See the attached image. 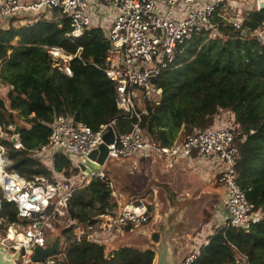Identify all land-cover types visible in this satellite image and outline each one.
I'll use <instances>...</instances> for the list:
<instances>
[{"label": "built area", "instance_id": "built-area-1", "mask_svg": "<svg viewBox=\"0 0 264 264\" xmlns=\"http://www.w3.org/2000/svg\"><path fill=\"white\" fill-rule=\"evenodd\" d=\"M259 1L0 0V24L3 21L10 23L13 19L19 23L28 22L26 25L41 19L50 22L67 19L72 27V32L67 35L69 39H80L92 29L104 31L109 47L102 70L115 86L118 110L132 126L128 133L118 134L117 120H114L94 131L71 117L56 115L50 124L48 143L33 152V157L40 158L51 173L49 176H35L33 180L11 169L8 150L0 145V252L4 250V255L19 253L20 264H36L33 262L35 249L50 246L49 236L61 225L71 234L67 240L61 239L57 255L41 264H63L65 250L84 241L103 246L106 254L112 255L117 250V240L128 228L144 227L151 217L144 200L126 206L120 202L115 182L105 172L107 163L115 160L122 164L145 155H154L169 165L182 159L215 160V177L226 193V214L217 230L228 227L249 230L258 224L263 213L248 200L245 190L237 182L239 145L233 114L226 112L228 116L224 119L222 115L218 116L211 128L187 134L183 141L173 146L153 142L143 127V118L148 115L150 105L161 106L163 103L164 90L158 81L173 69L179 48L204 32H209L210 36L217 33L220 24L241 29L246 14L260 11ZM216 19L219 22H215ZM254 34L264 44L262 31L256 30ZM45 53L68 76H73L71 62L78 55L54 47H46ZM110 129L115 138L107 146L108 161L102 172L85 174L76 159L89 158L98 151ZM13 145L18 150L23 148L20 138ZM58 155L69 158L79 174L67 180L58 173L54 168ZM95 179L109 184L110 208L92 221L73 220L69 214L73 198ZM5 203L15 208L16 222L2 217ZM201 244L185 246L189 249L179 264H193L201 249L210 244V239ZM235 264L251 263L246 256L239 254Z\"/></svg>", "mask_w": 264, "mask_h": 264}, {"label": "trees", "instance_id": "trees-1", "mask_svg": "<svg viewBox=\"0 0 264 264\" xmlns=\"http://www.w3.org/2000/svg\"><path fill=\"white\" fill-rule=\"evenodd\" d=\"M14 22L17 19L7 29L0 27V85L9 89L6 99L0 97V127L8 129L16 118L28 126L19 130L22 149L0 141L8 150L12 170L28 180L50 175L41 159L33 157V152L48 143L50 124L56 115L71 117L94 131L114 120L118 134L131 130V121L117 108L115 86L102 70L109 47L104 31L92 29L80 39H69L72 27L67 19L60 22L41 19L22 27H15ZM256 30H261L264 36V10L246 14L239 30L220 24L215 39L204 32L179 48L173 69L158 84L166 93L176 70L183 66L192 68L196 78L205 84L200 105L190 113L176 114L167 128L163 125L165 103L150 105L148 115L143 118V127L153 142L173 146L187 134L211 128L223 111L234 116L239 145L237 182L263 218L249 230L219 228L193 264H235L239 254L251 264L264 261V44L254 34ZM46 47L78 55L71 62L72 77L56 66L57 62L45 53ZM198 54L207 61L205 69L191 65ZM54 168L67 180L79 174L65 155L55 157ZM110 199L109 184L95 179L73 198L69 214L75 221H92L106 213ZM153 213L152 207L150 216ZM2 217L16 222L15 208L5 203ZM69 234V230H63L56 238L67 240ZM153 240L158 242L159 235L155 234ZM155 256L152 250L135 247H122L108 256L103 246L84 241L67 248L62 262L154 264Z\"/></svg>", "mask_w": 264, "mask_h": 264}, {"label": "rangeland", "instance_id": "rangeland-1", "mask_svg": "<svg viewBox=\"0 0 264 264\" xmlns=\"http://www.w3.org/2000/svg\"><path fill=\"white\" fill-rule=\"evenodd\" d=\"M23 23L17 21L14 22V26L22 27L28 22ZM10 25L11 22L3 21L1 22L0 27L7 29ZM217 33L212 34L209 37L215 39L218 37ZM206 64V59L200 54L194 57L191 61L192 67L197 69H205L207 66ZM204 87L205 84L196 78L192 68H185L183 66L182 68H179V70H176L168 91L163 94V103H165L164 110L166 112L163 119L164 128H167L169 124L173 123H171V121L174 120L176 114L190 113L194 108L200 105L201 93ZM8 91L9 89L7 86L3 87L0 85V97L2 99H6ZM221 115L223 119L225 116H228L224 111ZM6 116L9 117V113H6ZM228 120H231V118L229 117ZM27 126L28 125L22 119L16 118L14 124L8 129L0 127V141H7L8 143L15 142L16 129L25 128ZM183 139L181 141H183ZM204 162L207 171L215 177V160L205 158ZM122 164L123 165L115 160H109L105 170L109 178L116 181L114 182L116 188L119 190L118 192L124 195L123 198L120 197L119 199L125 204L127 202L135 201L138 198L137 196H141L143 199L147 200V202L154 204L156 201L159 205L157 212L155 206L156 209H154L153 218H151L149 224L135 229L136 231L134 233H131L126 237V233H124L125 235L123 234L117 240L115 249L130 246L141 250H148L149 248H152L151 246L153 244H160L163 238L161 226L168 224L165 214L168 212L169 194L167 196V193L169 192L165 187H163V189H157L155 187L146 189L143 187L151 181L159 182L158 184L174 182L176 189L180 192L187 187L188 191L186 192L191 195L188 196L192 197L190 200L196 203L193 205V208L190 207L186 212L185 219L188 222V227H190L183 231L182 236L178 239L183 247L178 264L189 249L184 246L185 243H192L197 240V238L198 240L204 239L205 237L207 238L211 233L217 231L216 229L220 222L217 215L214 214V211L217 210L214 204L219 203L222 200L225 190L217 183L215 184V181H213V183L204 177H198L193 174V171L190 170L187 164L181 165L179 169L175 171L174 169L167 167L168 165H166L165 161L154 155L134 157ZM62 232L63 228L60 225L57 230L52 232L49 236L50 241L53 240V243L57 239L56 237L58 233ZM155 234L159 235L158 242L153 240ZM124 237L125 239H123ZM157 259L156 256L155 263L157 262ZM55 260L58 261L59 259L55 258Z\"/></svg>", "mask_w": 264, "mask_h": 264}, {"label": "water", "instance_id": "water-1", "mask_svg": "<svg viewBox=\"0 0 264 264\" xmlns=\"http://www.w3.org/2000/svg\"><path fill=\"white\" fill-rule=\"evenodd\" d=\"M259 10H264V0L259 1ZM19 130L16 129L15 142L19 139ZM115 134L112 129L105 135L104 142L100 145L98 151H95L89 158L76 159V163L85 174H99L103 166L108 161V145L114 142ZM159 187H166L169 194L168 212L165 214L168 224L161 226L163 238L159 245L153 244L152 251L157 256V262L154 264H178L182 253V243L178 239L183 231L188 228L186 221L187 210L194 205L193 201L185 197L174 195L169 186L160 184ZM61 246V239L58 237L50 246L46 248L37 247L34 251L33 262L36 264L44 263L46 259L57 255ZM4 255V250H1ZM20 261L19 253L4 255L0 264H18Z\"/></svg>", "mask_w": 264, "mask_h": 264}, {"label": "crops", "instance_id": "crops-1", "mask_svg": "<svg viewBox=\"0 0 264 264\" xmlns=\"http://www.w3.org/2000/svg\"><path fill=\"white\" fill-rule=\"evenodd\" d=\"M124 163V162H123ZM185 164H187V166L190 168V170H192L193 172V174H195V175H197L198 177H204L205 179H207V180H210V181H215V184L217 183V180H216V177H214V176H212L208 171H207V167H206V164H205V162L204 161H202V162H197V161H194V160H191V161H189V160H178V161H175L172 165H169V163L168 162H166V165H168L167 167H169V168H171V169H174L175 171H177V169H179V167L181 166V165H185ZM121 165H123V164H121ZM112 180V179H111ZM112 181H115V180H112ZM116 182V181H115ZM159 182H149L148 184H146L145 186H143V187H145L146 189L148 188H151V187H155V188H157V189H160V188H162V187H159V185L160 184H158ZM214 183V182H213ZM218 184V183H217ZM163 185H167V186H169V190L174 194V195H177L178 197H185V198H187V199H191L192 197H190L191 195L189 194V193H187L186 191H188V188L187 187H185L181 192L180 191H178L177 189H176V186H175V183L173 182V183H171V182H166V183H163ZM219 185V184H218ZM220 186V185H219ZM221 187V186H220ZM166 188V187H165ZM163 189V188H162ZM167 189V188H166ZM119 190L117 189V192H118ZM118 195L120 196V197H124V195L123 194H121V193H119L118 192ZM188 195H190V196H188ZM136 197V196H135ZM138 197V198H137ZM136 198H137V200H135V201H132V202H127V203H123L121 200H120V202L123 204V205H130L131 203H134V202H136V201H138V200H144V202H146V205H147V207H148V211L150 210V208H152V207H154V209H156V212L158 211V203L155 201L154 202V204H151V203H149V202H147V200H145V199H143V197H141V196H137ZM146 198V197H145ZM196 202V201H195ZM225 202H226V193L225 194H223V197H222V200L219 202V203H216V204H214L215 205V208L217 209L216 211H214V214H216L217 215V217L219 218V222L222 224L223 223V220H224V217L223 216H225V214H226V212H225ZM156 203V204H155ZM193 203H194V201H193ZM196 203H194V205H195ZM155 206H156V208H155ZM192 208H193V206H192ZM154 214V213H153ZM150 215V214H149ZM157 215V214H156ZM151 218H153V216H150ZM219 223V225L218 226H220L221 224ZM218 226H217V228H218ZM190 227V226H189ZM189 227L187 228V229H189ZM217 230V229H216ZM130 231V232H129ZM136 230H127V232H126V235H125V237L127 236V235H129V234H131V233H134ZM214 233V232H213ZM213 233H211L207 238L205 237L204 239H199L198 240V238H197V240H195V241H193L192 243H185L184 244V246H198L199 244L200 245H203V244H201V243H203V242H205V241H207L212 235H213ZM158 234V233H157ZM125 237L123 238V239H125ZM61 239V238H60ZM49 242H50V245H51V243H52V241H50L49 240ZM195 242V245H192L193 243ZM199 245V246H200ZM127 247H130V246H127ZM152 248H149L148 250H151ZM21 263V260L18 262V264H20Z\"/></svg>", "mask_w": 264, "mask_h": 264}, {"label": "bare ground", "instance_id": "bare-ground-1", "mask_svg": "<svg viewBox=\"0 0 264 264\" xmlns=\"http://www.w3.org/2000/svg\"><path fill=\"white\" fill-rule=\"evenodd\" d=\"M4 259L3 253L0 252V260Z\"/></svg>", "mask_w": 264, "mask_h": 264}]
</instances>
